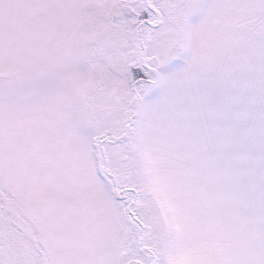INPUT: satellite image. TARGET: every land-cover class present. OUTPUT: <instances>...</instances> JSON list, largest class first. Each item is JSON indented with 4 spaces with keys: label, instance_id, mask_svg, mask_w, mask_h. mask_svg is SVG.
Returning a JSON list of instances; mask_svg holds the SVG:
<instances>
[{
    "label": "snow or ice",
    "instance_id": "1",
    "mask_svg": "<svg viewBox=\"0 0 264 264\" xmlns=\"http://www.w3.org/2000/svg\"><path fill=\"white\" fill-rule=\"evenodd\" d=\"M0 264H264V0H0Z\"/></svg>",
    "mask_w": 264,
    "mask_h": 264
},
{
    "label": "rangeland",
    "instance_id": "2",
    "mask_svg": "<svg viewBox=\"0 0 264 264\" xmlns=\"http://www.w3.org/2000/svg\"><path fill=\"white\" fill-rule=\"evenodd\" d=\"M191 19H192V23H197L199 21V15L198 14L194 15ZM184 59L185 58L181 56L176 60L171 61L169 65L165 66L164 70L166 72L178 70L180 67L184 66Z\"/></svg>",
    "mask_w": 264,
    "mask_h": 264
}]
</instances>
